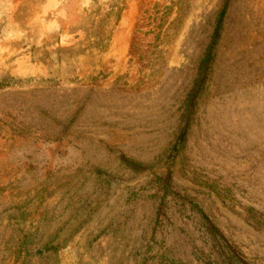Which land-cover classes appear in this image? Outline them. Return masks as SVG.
Masks as SVG:
<instances>
[{
    "label": "rangeland",
    "instance_id": "1",
    "mask_svg": "<svg viewBox=\"0 0 264 264\" xmlns=\"http://www.w3.org/2000/svg\"><path fill=\"white\" fill-rule=\"evenodd\" d=\"M178 2L0 0V264H264V0Z\"/></svg>",
    "mask_w": 264,
    "mask_h": 264
},
{
    "label": "trees",
    "instance_id": "2",
    "mask_svg": "<svg viewBox=\"0 0 264 264\" xmlns=\"http://www.w3.org/2000/svg\"><path fill=\"white\" fill-rule=\"evenodd\" d=\"M178 1H179V2H182V1H184V0H178ZM179 2H178V3H179ZM224 15H225V10H222L221 13H220L219 21H218V27H217V29H216V31H215V34H214V39H216L217 36L219 35V29H220V27H221V22H222V19H223ZM210 51H211V50L209 49V52H210ZM209 62H210V55H208V56L203 60L202 64H203V65H207ZM0 85H2V84L0 83ZM202 218L205 219V221L207 222V227H206L207 230H209V232H210L211 234H213V236H219V233H217V231H216V229L214 228V226L211 225L203 215H202Z\"/></svg>",
    "mask_w": 264,
    "mask_h": 264
}]
</instances>
